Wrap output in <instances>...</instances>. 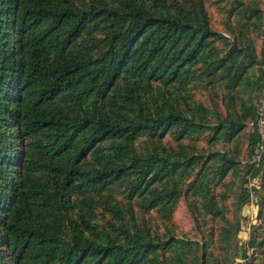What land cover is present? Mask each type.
<instances>
[{
  "label": "trees",
  "instance_id": "trees-1",
  "mask_svg": "<svg viewBox=\"0 0 264 264\" xmlns=\"http://www.w3.org/2000/svg\"><path fill=\"white\" fill-rule=\"evenodd\" d=\"M9 8L5 9L0 0V30L12 17L20 32V50L5 48L0 52V96L15 99L22 110L23 136L43 135L33 145L38 150L35 158L21 167L22 177L40 170H50L54 175L47 178L43 189L34 192L38 205L54 214L60 194L64 198L73 190H97L101 185L133 176H136L133 182L136 194L140 187L145 189V184L152 187L153 183L171 178L182 167L195 162L197 158L182 162L159 150L144 158L135 152L132 141L142 133L157 136L174 127L180 130L178 139L207 129L206 124L188 117L172 104L166 109L158 108L154 115L148 113L138 93L139 87L146 88L155 80L165 78L169 83L188 77L191 68L199 62L209 67L214 64L209 62L214 50L208 48L219 34L212 30L205 12L191 13L180 5L173 10L170 4L165 12L162 8L156 12L143 0H125L120 6H112L105 0H90L82 8L69 0H16L14 7ZM252 15L260 19L261 10L254 8ZM100 22H105L109 30L107 48L96 46V49L85 42L74 47L84 31L94 24L92 34ZM19 59L22 70L16 65ZM227 59L238 62L239 80L255 64L260 65L264 76V43L260 56L252 47L239 48L233 44L227 58L217 62L213 72L223 67ZM118 77L128 80L125 102L119 99L123 96L113 95L112 86ZM14 87H17L15 96ZM261 87L264 90V84ZM100 95L104 107L100 118L87 114L70 121L64 112H56L61 104L81 108ZM135 105L137 108H132ZM128 110H134V115ZM253 113L255 116L253 109L247 108L244 118ZM244 118H237L229 125L222 123L221 129L229 130L230 137H234L245 128ZM104 139L114 142L109 153L97 150L98 143ZM260 140L259 135H254L250 143L252 150ZM92 149L98 165L88 170L81 161ZM1 158L14 163V157L4 147L0 148ZM222 158L220 175L224 178L237 161ZM5 193L0 183V214ZM179 195L176 189L151 188L148 199L150 206L156 207L174 201ZM243 195H249L246 188ZM16 219L11 223L15 226L12 264H54L61 255H64L61 264H138L148 254L172 243L163 244L152 236L145 238L140 234L127 242L113 237L97 241L79 233L72 242L65 243L68 251L63 254L64 244L58 236L63 227L60 220L55 219L53 230L56 231H53L45 219L32 220L29 211L25 217L16 215ZM36 221H39L37 225Z\"/></svg>",
  "mask_w": 264,
  "mask_h": 264
},
{
  "label": "rangeland",
  "instance_id": "rangeland-1",
  "mask_svg": "<svg viewBox=\"0 0 264 264\" xmlns=\"http://www.w3.org/2000/svg\"><path fill=\"white\" fill-rule=\"evenodd\" d=\"M2 1L5 9L14 7L16 2ZM69 1L80 8L90 4V0ZM105 1L120 6L125 0ZM143 2L156 12H159L157 8L165 12L167 4L173 10L180 5L191 13L205 12L212 30L219 34L208 48L214 50L209 56V62L214 63L212 66L199 62L186 78L169 83L162 78L138 89L148 113L154 115L158 108L166 109L172 104L208 127L204 132L190 133L181 139L177 137L180 130L176 127L157 136L142 133L132 141L135 152L144 158L159 150L182 162L197 159L171 178L153 183L152 187L145 184V189L140 187L136 194L133 193L136 176L101 185L97 190H73L64 198L60 194V203L53 214L38 205V198L34 196V192L46 185L47 178H54L50 170L21 176V167L35 158L38 150L33 145L43 135L23 136L20 131L22 110L15 99L0 96V148L4 147L14 157L13 164L0 159V183L6 192L0 214V264L13 263L15 226L11 223L17 220L16 215L25 217L28 211L32 220L45 219L50 230L56 226L55 219L62 222L58 236L64 244L63 254L68 251L65 243L72 242L79 233L97 241L113 237L120 242L140 234L145 238L152 236L163 244L172 243L148 254L138 264H264V90L261 87L264 76L260 65L255 64L239 80L238 62L230 59L213 72L217 62L227 58L233 44L239 48L252 47L260 56L264 43V0ZM254 8L261 10L260 19L252 15ZM12 19L8 18L9 22L0 30L1 53L5 48L20 50V32ZM93 25L78 37L74 47L83 42L94 47H108L109 30L105 22L96 24L92 35ZM245 63L248 65L249 59L246 58ZM16 65L22 70L20 59ZM116 81L112 86L113 95L123 96L119 99L125 102L128 80L118 77ZM16 90L14 87L13 96ZM102 102L101 95L94 96L81 108L61 104L56 112H64L70 121L87 114L100 118L104 110ZM247 108H252L255 116L253 113L244 118ZM128 113L134 115V110ZM237 118H244L246 126L230 137L229 130L221 129V124L229 125ZM254 135H259L261 140L252 150L250 143ZM98 144V152L109 153L114 142L104 139ZM93 152L94 149L81 161L85 169L98 165ZM222 157L237 161L224 178L220 175ZM151 188L158 191L176 189L180 195L170 203L151 207L148 199ZM245 188L249 191L247 196L243 195ZM42 212L44 215H39ZM63 256L54 264H61Z\"/></svg>",
  "mask_w": 264,
  "mask_h": 264
},
{
  "label": "water",
  "instance_id": "water-1",
  "mask_svg": "<svg viewBox=\"0 0 264 264\" xmlns=\"http://www.w3.org/2000/svg\"><path fill=\"white\" fill-rule=\"evenodd\" d=\"M242 254H243V253L241 252V256H242Z\"/></svg>",
  "mask_w": 264,
  "mask_h": 264
},
{
  "label": "built area",
  "instance_id": "built-area-1",
  "mask_svg": "<svg viewBox=\"0 0 264 264\" xmlns=\"http://www.w3.org/2000/svg\"><path fill=\"white\" fill-rule=\"evenodd\" d=\"M263 123H264V120H263Z\"/></svg>",
  "mask_w": 264,
  "mask_h": 264
}]
</instances>
